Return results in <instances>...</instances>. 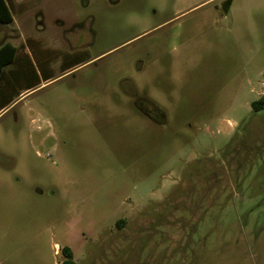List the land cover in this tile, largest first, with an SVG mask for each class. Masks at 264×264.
Wrapping results in <instances>:
<instances>
[{
  "label": "rangeland",
  "instance_id": "obj_1",
  "mask_svg": "<svg viewBox=\"0 0 264 264\" xmlns=\"http://www.w3.org/2000/svg\"><path fill=\"white\" fill-rule=\"evenodd\" d=\"M20 1L0 264H264V0Z\"/></svg>",
  "mask_w": 264,
  "mask_h": 264
},
{
  "label": "trees",
  "instance_id": "obj_2",
  "mask_svg": "<svg viewBox=\"0 0 264 264\" xmlns=\"http://www.w3.org/2000/svg\"><path fill=\"white\" fill-rule=\"evenodd\" d=\"M231 4V0L227 1V5ZM13 23V13H12V0H0V27L1 26H8ZM18 47L13 43L6 41L0 45V97L3 96L4 92L2 90V83H10V79H5L4 75V67L13 63L17 57ZM7 80V81H6ZM30 88V87H29ZM19 92L16 96H19ZM13 98L10 100H3L0 102V109L11 104L13 102ZM252 107L254 110L258 111L264 108V93L263 95L256 101L252 103ZM124 222L122 220L119 221ZM60 253L63 257L60 264H76L74 260V253L71 247L63 246L60 249Z\"/></svg>",
  "mask_w": 264,
  "mask_h": 264
},
{
  "label": "crops",
  "instance_id": "obj_3",
  "mask_svg": "<svg viewBox=\"0 0 264 264\" xmlns=\"http://www.w3.org/2000/svg\"><path fill=\"white\" fill-rule=\"evenodd\" d=\"M16 2H19L18 6L15 7V3ZM20 0L16 1V0H12V13H13V23L11 25H8V26H1L0 27V45L6 41H9L11 43H13L12 39L14 38V34H16L17 32V29H18V26H17V23L19 21H17V18H16V14H15V11L18 13H22L21 11L23 10L22 7H21V4H20ZM14 4V5H13ZM13 7H15L16 9H14L15 11H13ZM29 12L31 10H28ZM42 11H40V13H38V15L34 16V18L36 17V21H37V18L38 17H41L43 16V13H41ZM20 20V19H19ZM14 24H16L14 26ZM14 44V43H13ZM15 45V44H14ZM17 46V45H16ZM18 47V46H17ZM18 53V52H17ZM10 83H5L3 82L2 83V90L1 92H4L3 93V96L0 97V102H3V100H10V99H14L15 98V95L17 92H19L18 90H15L14 88V85H13V81L10 79L9 80ZM27 89L23 90L20 92L19 96L24 92V91H27ZM7 91H10L11 94H6ZM26 95V94H25ZM261 97V96H259ZM18 100V99H17ZM16 102V101H15ZM14 102H12L11 104L3 107L0 109V115L2 113H4ZM2 107V106H0ZM59 251V245L56 244V252Z\"/></svg>",
  "mask_w": 264,
  "mask_h": 264
}]
</instances>
